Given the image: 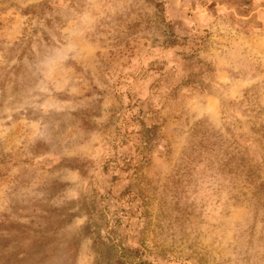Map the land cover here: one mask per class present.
Listing matches in <instances>:
<instances>
[{"label": "rangeland", "instance_id": "374dc122", "mask_svg": "<svg viewBox=\"0 0 264 264\" xmlns=\"http://www.w3.org/2000/svg\"><path fill=\"white\" fill-rule=\"evenodd\" d=\"M20 252L264 264V0H0V264Z\"/></svg>", "mask_w": 264, "mask_h": 264}, {"label": "trees", "instance_id": "16d2710c", "mask_svg": "<svg viewBox=\"0 0 264 264\" xmlns=\"http://www.w3.org/2000/svg\"><path fill=\"white\" fill-rule=\"evenodd\" d=\"M10 257H11V260L14 259V261H22L19 264H30L28 262H24V260L27 259V258L23 256L22 252H20L18 254H14L13 253V254L7 255L6 264H9L11 262ZM116 262H118V264L124 263V262H122L120 260H117ZM139 264H150V263L145 262V261H140Z\"/></svg>", "mask_w": 264, "mask_h": 264}]
</instances>
